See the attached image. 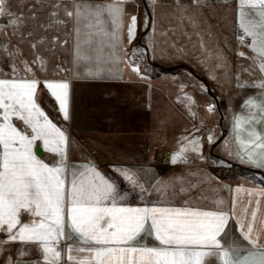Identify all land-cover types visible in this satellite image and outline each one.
<instances>
[{
    "label": "snow or ice",
    "instance_id": "1",
    "mask_svg": "<svg viewBox=\"0 0 264 264\" xmlns=\"http://www.w3.org/2000/svg\"><path fill=\"white\" fill-rule=\"evenodd\" d=\"M131 2L0 0V62L4 64L0 66V233L4 235L0 264H264V216L260 215L264 188L223 185L231 194L230 206L215 197L212 207L201 206L191 196L177 202V195L197 185L189 183L186 188L183 178H176L146 187L142 170L113 168L112 176L90 161L73 163L67 129L41 107L39 92L44 89L55 102L54 110L69 121L71 77L67 74L96 79L104 78L107 71L110 77L122 78L112 72L120 64L151 87L148 67L142 69L141 64L157 54L170 58L171 50L184 54L186 49L175 42L179 36L189 41L197 37L204 57L201 64L207 67L209 61H216L209 68L210 79L220 84L215 73L222 69L223 79L231 81L227 58L204 15L205 10L216 14L209 0H172L167 6L162 0H147L142 22L127 11ZM217 3L226 17L235 12L237 45L248 49L236 52L249 64L239 66L234 86L264 90V0ZM138 26L152 40L129 52ZM224 43L228 45L227 38ZM209 45H215L212 51ZM57 51L71 57V67L64 61L50 67ZM243 73L259 78L249 83L241 79ZM184 87L180 85L181 92ZM199 88L209 91L203 82ZM258 95L260 99L244 100L247 116L233 117L240 150L233 153L229 146L228 155L264 167V133L255 127L264 120V91ZM177 99L196 115L192 95L184 93ZM215 110L214 103L207 105L209 113ZM38 141L51 162L38 157ZM207 141L215 143L214 130ZM200 151L201 137L185 136L170 161L188 163L187 153ZM121 181L126 189H121ZM244 195L247 203L241 200ZM230 220L235 221L240 240L226 246L222 235ZM11 244L19 245L14 255L6 248ZM33 251L36 258H31Z\"/></svg>",
    "mask_w": 264,
    "mask_h": 264
},
{
    "label": "rangeland",
    "instance_id": "2",
    "mask_svg": "<svg viewBox=\"0 0 264 264\" xmlns=\"http://www.w3.org/2000/svg\"><path fill=\"white\" fill-rule=\"evenodd\" d=\"M140 1L138 6L139 3L140 6L142 5ZM145 2L147 3V0ZM171 3L172 0H162L165 6ZM144 6L138 17L139 22H142L146 11V5ZM133 8L135 7L132 6L129 12L134 14L137 9ZM147 10L150 11V9ZM161 26L165 29L168 27L166 22H162ZM144 31L141 26H138L136 39L133 40L129 52L139 46L146 47L152 40L151 36L144 34L139 41ZM188 31L191 30L188 29ZM213 35L219 43L218 33ZM157 39L163 38L157 37ZM205 39L207 40V36ZM175 42L178 47L186 49L184 54L171 50L170 58H160L157 54L156 59L146 60L145 64H141L142 69L145 65L148 67L147 75L151 87L148 82L141 81L132 72H130V82L127 79L123 82L92 80L75 84L72 92L71 119L68 123L73 141L72 147L80 148L87 156H85L86 159H92L94 156L102 158L108 155L112 159L123 157L135 164L152 163L158 167L171 163V155L178 150L179 142L183 137L187 136L189 139L201 137L200 153H187L188 161L209 162L219 171L221 170L220 172L224 171V162L220 154L223 153L225 142L221 143V140L227 124L228 104L234 101V91H229V84L217 71L215 74L221 78L220 84L209 78V68L216 61H209L207 67L199 62L204 57L196 36H193L191 41L187 37L179 36ZM194 43L197 44L195 49L192 47ZM214 47L215 45H209V50ZM151 63L167 68L179 64L187 66L181 65L171 69L172 71H163ZM200 76L205 81L200 79ZM201 82L206 86L209 85L212 92L211 90L202 92L199 88ZM181 84L185 85L183 92L180 90ZM184 93L192 95L196 101L192 106L195 116H192L184 104L177 99ZM213 94L218 98L220 110ZM144 98L147 101L154 100L156 103L144 104ZM210 103L216 105V110L212 113L207 111V105ZM145 105L151 106V111L145 112L143 109ZM109 112L112 113L109 115ZM109 117H112L109 121L104 119ZM107 123L110 129H106ZM211 130H214L215 146V143L210 145L207 141ZM165 154H168L167 161L162 160ZM235 160L239 161L237 158Z\"/></svg>",
    "mask_w": 264,
    "mask_h": 264
},
{
    "label": "crops",
    "instance_id": "3",
    "mask_svg": "<svg viewBox=\"0 0 264 264\" xmlns=\"http://www.w3.org/2000/svg\"><path fill=\"white\" fill-rule=\"evenodd\" d=\"M140 0H132V3H129L127 7V11H130L131 7H135L137 11H134V14L137 15V17L140 16L141 8H144L143 0L142 5L138 6V2ZM209 2L212 4L213 8L216 9V14L213 15L209 10H205L204 15L208 18V23L212 26V32L218 33V41H219V48L223 50L224 56L227 58V61L230 66V75H231V81H226L229 88V91H234V101L229 102L228 111H227V124L226 128H224L223 133V139L222 142L227 141L228 145H224L223 147V153L220 154V156L223 159H227L228 161L222 160L224 162V171L220 172L214 164H211L209 162L205 161H189L188 163H178L176 165H173L172 163L168 165H161L156 166L152 163H138L135 164L134 162L128 161L129 159L116 158L112 159L108 155L102 156V158H99L94 156L92 159L87 158L86 155L80 150V148L72 147L69 152L70 160L73 163L80 164V163H87L92 162L99 170H101L103 173L115 176L116 173L112 171L113 168H131L136 170H142L141 171V177L142 182L145 183V186L147 187L151 183H155L156 180H163V181H172L176 178H183V180L186 182L185 187H188V184H195L197 187L195 188H189L187 193H180L175 197V200L177 202L182 201L187 196H191L194 200H196L201 206L203 207H212V198H224L226 201H228V205L230 206L231 203V194L227 189H224L223 185H228L231 188H235L238 185H243L245 188H256L261 189L264 188V183L260 180L258 175L246 173L243 171L238 170V165H242L244 167H248L251 169H256L258 171H261L264 173V167H256L249 163H242L240 159L237 162L235 160V156H229L228 155V147L230 146L233 153L240 150L239 144L236 140L235 133L233 132V117L236 115L241 116H247V111L242 108V105L244 103V100L248 98L249 96H255L257 99H260V96L258 93H260L261 89L256 88H244V89H238L235 85V73L239 70V66L243 65L245 67L248 66L249 61L241 58L236 55V52L239 51H245L248 52L247 48L238 47L236 39H235V12L233 11L230 15L227 17L225 16V9L223 6L219 5L217 3V0H209ZM133 8V9H135ZM3 20H0V23H2ZM139 22V21H138ZM225 38H227L228 45L226 46L224 43ZM125 43L126 40H125ZM131 47V44L127 46V50L129 51ZM214 48H211L209 51H212ZM51 55V54H49ZM71 57L67 54L61 53L57 51V53L51 57L50 61V67L52 64L59 63L60 61L65 62L66 67H71L70 64ZM0 66H4L3 62H0ZM7 70V69H5ZM81 73H83L84 69H80ZM112 72L117 73L122 78H116L115 76H108L107 71L105 72L104 78H82V79H76L72 74H67L71 77V90H70V116H71V104H72V92L73 87L77 82L80 81H105V82H114L120 80L121 82L125 81L126 79L130 82L131 79L130 76V69L125 66L124 64H120L118 66L112 67ZM218 73H220V77H224V71L217 70ZM222 75V76H221ZM259 75L256 74L255 76H248L247 73H243L241 76V79L249 81V83L252 82L253 79H258ZM224 80V79H223ZM135 81V80H134ZM140 82V80H138ZM137 81V82H138ZM225 95V93L223 94ZM39 102L41 104V107L44 108V110L49 114L50 118L53 119V122L58 123L59 125H63L64 128L67 129L68 134L70 136V139L72 140L71 132L68 128L69 121L65 122L62 120V118L59 116V114L54 110L55 109V102L50 97V95L47 93L46 90L41 89L39 92ZM129 103V102H127ZM144 104H154L156 103L154 100L147 101L144 98ZM152 107L148 106L143 108L145 112L147 110H150ZM154 108V107H153ZM154 110V109H153ZM151 111V110H150ZM112 113V112H111ZM109 112V115L111 114ZM145 114V113H143ZM144 117V116H143ZM112 118V117H111ZM104 118L105 120L109 121L111 119ZM109 123V122H108ZM107 123V128L110 129L109 125ZM245 127H248L247 125ZM255 127L257 131L264 133V120H261L260 123L255 124ZM241 136L243 139H247V133L242 132ZM93 147V144L91 145ZM91 147V148H92ZM94 148V147H93ZM37 152V155L40 159L45 160L46 162H51V155L43 150L40 142H37V148L35 149ZM95 150V148H94ZM123 150V149H122ZM121 150V151H122ZM97 151V150H96ZM100 150L98 149L97 153ZM259 151V150H257ZM101 153V152H100ZM99 154V153H98ZM86 156V157H85ZM165 156H168V154H165ZM105 157V159H104ZM107 157V158H106ZM90 159V160H89ZM237 162V164H235ZM232 163H234L232 165ZM226 164V165H225ZM195 175H192V174ZM226 173V175H225ZM121 189H126L127 185L124 182H120ZM179 187V183H177V188ZM216 190V191H213ZM171 191V189H169ZM201 197H207V199H201ZM153 198H155V194L153 195ZM131 199V197H130ZM248 197L246 195L241 197V200L244 203H247ZM260 215L264 216V201H262L261 205V213ZM4 239V235L0 233V240ZM222 240L224 244L227 246L229 244H232L234 242H238L240 240V234L236 229V224L234 220H230L228 227L225 230V233L222 235ZM7 249H10L11 253L14 255L17 248H19L18 244H11L6 245ZM9 252H5L4 255H8ZM38 256V253H35L33 251V255L31 258H36ZM4 257L0 256V260H2Z\"/></svg>",
    "mask_w": 264,
    "mask_h": 264
},
{
    "label": "trees",
    "instance_id": "4",
    "mask_svg": "<svg viewBox=\"0 0 264 264\" xmlns=\"http://www.w3.org/2000/svg\"><path fill=\"white\" fill-rule=\"evenodd\" d=\"M151 64L156 66V67H158L159 69H161L163 71H172L171 69H169L167 67H164V66H162L160 64H157V63H151ZM211 92H212V90H211ZM162 160L163 161H167L168 160V156L163 155L162 156ZM221 160L228 161V160L223 159V158H221ZM233 164L234 163H232V165ZM238 170L246 172V173L257 174V175H259L260 180L264 183V173H262L261 171L254 170V169H251V168H248V167H244L242 165H238Z\"/></svg>",
    "mask_w": 264,
    "mask_h": 264
},
{
    "label": "water",
    "instance_id": "5",
    "mask_svg": "<svg viewBox=\"0 0 264 264\" xmlns=\"http://www.w3.org/2000/svg\"><path fill=\"white\" fill-rule=\"evenodd\" d=\"M143 1H144V4L146 5L145 0H143ZM144 34H145V31L141 34V36H140V38H139V41L141 40V37H142ZM181 65L184 66V65H186V64H179V65H176V66H170V67H168V68H170V69H175V68H177V67H180ZM186 66H187V65H186ZM195 75H198V74L195 73ZM199 78L205 81V79H204L203 77L200 76ZM207 88L209 89V91L211 90L209 85H207ZM213 97H214V99H215V101H216V103H217L218 109L220 110V106H219V102H218V98H217V96H216L215 94H213ZM215 145H216V143L214 144V146H215ZM254 170H256V169H254Z\"/></svg>",
    "mask_w": 264,
    "mask_h": 264
}]
</instances>
